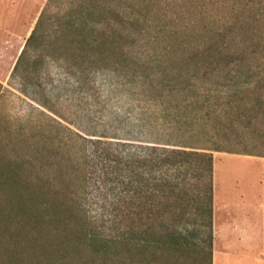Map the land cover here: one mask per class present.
<instances>
[{
    "label": "trees",
    "instance_id": "obj_1",
    "mask_svg": "<svg viewBox=\"0 0 264 264\" xmlns=\"http://www.w3.org/2000/svg\"><path fill=\"white\" fill-rule=\"evenodd\" d=\"M111 13L97 0L62 13L45 7L14 63L18 85L31 82L46 58L80 74L129 64L140 71L126 90H113L128 109L100 113L98 125L88 111L84 124L64 120L80 146L61 186L28 182L0 160V257L7 264H190L193 256L212 264L213 152L264 158L259 138L248 149L228 146L223 121L264 122V62L251 73L240 42H188L171 43L157 67L131 32L92 26ZM157 68L171 71L150 76ZM133 103L135 118L125 119Z\"/></svg>",
    "mask_w": 264,
    "mask_h": 264
},
{
    "label": "rangeland",
    "instance_id": "obj_2",
    "mask_svg": "<svg viewBox=\"0 0 264 264\" xmlns=\"http://www.w3.org/2000/svg\"><path fill=\"white\" fill-rule=\"evenodd\" d=\"M83 1L0 0L1 164L3 168L11 164L12 169L28 182L50 189L68 180L69 160L79 156L80 144L65 130L68 125L64 120L84 124L88 111L91 119L88 121L98 125L100 113L128 109L130 102L113 90L120 84L126 90L131 86L128 83L131 74L140 71L129 64L127 70L95 67L80 74L70 71L58 60L46 58L31 82L18 85L19 79L11 77L14 63L41 11L46 7L49 14L62 13ZM97 2L113 10V14H108V22L92 26L110 25L131 32L130 41H137L141 52L157 67L171 43L240 42L244 50L246 48L242 55L246 58L244 66L249 67L251 73L262 72L257 66L264 62V0ZM164 70L171 71L170 68H157L148 70V73L155 77ZM18 89L24 90L28 96ZM108 92H112L110 97ZM39 102L61 118L43 109L37 104ZM131 107L133 111H127L129 115L125 119L135 118L138 105L133 103ZM223 121L228 129V146L248 149L259 138L264 148V122L256 120L249 124L244 118L237 123L235 117L229 115ZM242 136L246 137L245 140H253L252 145L245 140L241 142ZM212 224V264L214 256L215 264H232L234 260L239 264H264V251L254 242L261 233L264 243V158L213 152ZM17 230L12 233L27 234L26 230ZM44 236L49 237V233ZM260 255L263 257L259 261ZM5 258V255L0 257V264ZM190 264H198V257L193 256Z\"/></svg>",
    "mask_w": 264,
    "mask_h": 264
},
{
    "label": "crops",
    "instance_id": "obj_3",
    "mask_svg": "<svg viewBox=\"0 0 264 264\" xmlns=\"http://www.w3.org/2000/svg\"><path fill=\"white\" fill-rule=\"evenodd\" d=\"M255 234H256V233H255ZM260 236H261V233H259L258 238L255 237L254 242L256 243L257 246H258V245L260 246V249H261V251L263 252V251H264V243H263V241H262V239H261L262 236H261V237H260ZM258 241H259V244H258ZM239 255H240V254H239ZM237 256H238V254H237ZM262 257H263L262 255L259 256V261L262 259ZM235 262H236V263H235ZM214 264H215V256H214ZM232 264H239V263H238L237 260H234V262H233Z\"/></svg>",
    "mask_w": 264,
    "mask_h": 264
}]
</instances>
